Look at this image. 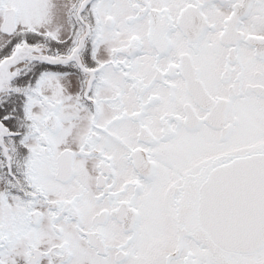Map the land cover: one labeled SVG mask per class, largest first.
I'll use <instances>...</instances> for the list:
<instances>
[{"label":"snow or ice","instance_id":"snow-or-ice-1","mask_svg":"<svg viewBox=\"0 0 264 264\" xmlns=\"http://www.w3.org/2000/svg\"><path fill=\"white\" fill-rule=\"evenodd\" d=\"M0 264H264V0H0Z\"/></svg>","mask_w":264,"mask_h":264}]
</instances>
